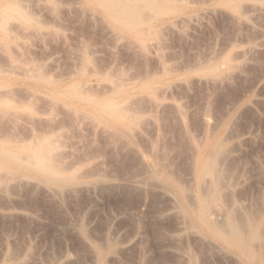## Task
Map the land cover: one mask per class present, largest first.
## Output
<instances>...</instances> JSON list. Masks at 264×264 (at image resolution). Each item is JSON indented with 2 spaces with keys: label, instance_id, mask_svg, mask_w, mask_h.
I'll return each instance as SVG.
<instances>
[{
  "label": "bare ground",
  "instance_id": "1",
  "mask_svg": "<svg viewBox=\"0 0 264 264\" xmlns=\"http://www.w3.org/2000/svg\"><path fill=\"white\" fill-rule=\"evenodd\" d=\"M18 1L21 2L22 0L21 1L18 0ZM190 1L191 0H189V2ZM86 2H88L92 8L101 11L104 19L106 21H108V23L112 26V29L115 32L114 35H115V38L117 39L116 41H119L118 38L119 39L125 38L126 40H129V42L131 41L132 42L131 44H133L134 46L133 45L131 46V44H129V45L131 47H136L137 52L139 50L140 51L139 53H141L142 55L144 53L145 56L141 55L142 57H147L148 55H146V54H148L150 52H154L153 54L156 55V58H155V56H154V58L158 59V66H159V63L161 65V70L158 69L159 70L158 72H160V71L162 72V70L164 72L165 70H167L169 68L168 67L169 65L167 66V64H165V62L162 61V59H164L162 57H164V56H162V54H161V49H163L164 47L159 48V47L163 46V45L160 46L162 44L161 42H160L161 44L159 43V41L161 40L160 38H163V39L165 38L163 36L164 34H162V32H163L162 30H165V28H167V31H168V29L169 30L174 29L173 32H175V29H178V27L180 26V23H181V27H182V26H184L182 23L191 22L194 20V18H192L194 16L189 14V12H186L185 7L182 4L181 0H86ZM189 2H187V3H189ZM218 3L230 12V13L227 12L228 13L227 16L231 15L233 17V18H231V16H230V20L236 19L240 23L244 22V25H245V23H246V25H248V23L250 22L249 19H251V16H249V13L257 12V11L261 12V10L262 11L264 10V0H218ZM17 4L20 5V3L17 2V0H0V42L3 44L2 45L4 47L3 50H5V52L7 51L8 53H11L12 52V51L10 52L11 49L12 50H13V48L16 49V47L18 45H20L17 42V39H18V37L16 35L17 33L13 34L11 31L12 29L10 27H8L9 26L8 23L10 22L9 18L12 17L13 13L15 11H17V9H18L16 7ZM20 7L22 8V6H20ZM88 10L91 11V9H88ZM30 13L31 12L28 13L27 11H26V13H22V11L20 13V17L23 19V21H25V25L29 29L31 28L32 30L31 29L30 30L33 33H34V31H35V33L36 32H38V33L44 32L43 30H41V27L39 25L40 23L38 24L37 22H35L34 19L36 17L35 18L33 17L35 15L32 14L33 15L32 16ZM98 16H99V14H98ZM104 19H102V20H104ZM252 19H253V17H252ZM36 21H37V19H36ZM252 21H254V19ZM250 23L252 24L253 22H250ZM21 25L25 26V25L20 23V27H21ZM105 25H106V22H105ZM184 27H182V29L179 27V30L183 31ZM24 30H26V29H24ZM49 32H51V31H49ZM38 35H40V34H38ZM158 38H159V40H158ZM121 39H120V41L123 42V39L122 40ZM125 39H124V41H126ZM162 42H163V40H162ZM12 43H14V45ZM126 43H128V41ZM16 44H17V46H15ZM12 46H13V48H12ZM83 48H85V47H83ZM157 49H159V51ZM246 49H248L247 51L251 52V53H254L253 51L257 50L256 45L248 46V48L246 47ZM26 50H27V47H26ZM85 50H87V48H85ZM234 50H232L231 53L226 54L223 58V63H225L228 67V68H226V71H227V69H229L233 72L236 68L239 69L240 66L238 67L239 63L236 60L235 56L238 57V55L240 56V55H243L244 53H246V50H242V49L241 50L240 49H234ZM83 52H82V55L78 54L79 57L81 58V56H82V58L79 59V61L81 60V63L78 62V67L75 70L76 79L67 85H60L61 84V83H59L60 80L58 81V80H55L54 77L52 78V77L47 76V74L44 73L45 71L43 70L44 67H42V65H41L42 63L36 62L34 60L31 61V59H30V61H26L27 60L26 57H25L26 60L25 59L22 60L20 58L17 59L16 57H18L17 55H19V54H17L15 56V58H16L15 59L13 57V54L11 53L12 55L11 54L9 55L10 65L9 64L8 65L12 67L11 70H13V71L15 69H18L17 71H19V69L23 70V73H25L24 75L25 76L27 75L31 79H33L34 84L44 83V85L48 87V89L50 90V93H51V98H49L50 100L47 102L51 103V105H50L51 107H53L55 104H57L58 107H61V108L63 107V109L65 110L64 112H66V113H64V115L68 113L67 116L65 115L66 117H68V119L67 118H65V119L69 121L67 123V124H69L68 125L69 127L66 126L65 124L63 125V127L65 126L66 128L67 127L71 128V130L75 132L74 135L76 137H79V139L75 138V139L79 140V141L75 140L76 142H78L79 146H80V144L84 145L83 144L84 142L85 143L87 142L89 144L88 147L90 145H92V146L96 145V144H94V142H95L94 139L91 140L93 137L92 135L94 134V136H96V139H99L97 137H100V136H102V138L105 137L104 139L107 141V143L109 145L112 144V147H111L112 149H113V146L115 148H117V150L120 149V152L115 150V152L117 151L116 153H122L123 151H121V150H124V152L130 151L129 152L130 155L133 153L132 155H134V160H136L135 163L137 166V168H135L134 171L135 170H137V171L131 173L130 176L127 177L128 179L125 182L126 187L129 188V191L133 190L132 191L133 193H135V191H137L140 193H145V196L147 195L143 199L142 194L138 195V193H137V195H138L137 199L134 198L136 200H138V197L143 199L142 201L140 200V202L137 201V202H139L137 204H140L142 206V209H145L148 206L150 207V205H152V204L154 205V207H153L154 212L153 213H154L155 220L153 218L152 222L151 221L150 222H151V224L153 223V220L158 222V225L154 222L158 226V228H157L156 225L154 224L155 229L157 228L158 230H155V232L152 234H150L151 232L150 233L148 232V235H150L152 238H154L156 243L157 242L160 243V247L164 252H169L170 254H173L175 256V258L172 255L171 256L173 258H171V256H170V258H171L170 260L176 259V261H174L175 264H264V202L259 197L261 199L260 201H262L263 203L261 204L259 202L260 205H258L259 204L258 203L257 204L258 206H256L255 201L257 200V196L253 195L256 197V198H254L256 200L251 201V202L254 201L253 204L255 205L254 206L252 204L253 207H251L250 203L247 205L246 202H244L243 200L240 199L243 196L240 195L239 193L244 194V191L243 192H241V191L243 189H245L246 187L244 186L245 188L242 189L239 186H240V183H242L245 180V178H244V180H240V181H242V182H240V181H236L237 180L236 178H238V177H235L236 180L233 181L232 180V179H234L233 178V176H234L233 172L229 173V170L231 171V169H229V168L233 167V165L236 166V164H239L237 162L235 164L232 161H229L230 157H232V159H233L234 158L233 156L236 155L235 154L232 156L231 151H230L231 149L234 150L233 148L235 147L234 146L235 141H234V143L232 142L233 145L232 144L229 145V146L232 145L234 147H226V144H225V139L228 137H231L233 135L231 133L232 130L230 131L231 128H229V130H228L229 133L227 132V135L230 133L232 135L231 136L228 135V137H226L227 136L226 135L225 136L226 138L221 137L215 133L211 134L210 132L211 131L214 132V128L209 132H205V130L208 131V129L210 128V124H212L213 121L212 122L210 121L211 123H209V121L207 119H205L206 117L202 116L204 119L203 120L204 123L203 122L202 123L205 125V127H204L205 130L202 131L204 128L200 129L201 128L200 126H202L200 124H199L200 128L198 127V124H197V126H195L196 125L195 123H194L195 125L194 124L193 125L196 128L198 127V129H200L202 132H205L203 134L204 136L199 135L200 130L198 131L197 129H195L196 131L193 130L195 132L193 135L196 136V133L199 132L197 136H199L201 138L200 140H199V137L195 138V136H193L192 133H190V135H188L189 134L188 132H191L190 129L192 128V126H189L190 127V129H189V127L186 123L189 121L185 122V120L189 119L188 116L186 115L187 112H186V114H185V112H183L185 110L181 109V107H180L181 104L175 105L178 103V102L176 103L175 100H174L175 103L174 102L170 103L171 105H173V104L175 105V106H172L173 108H175V110H173L172 107L169 106L170 104L166 103V98L168 97V95H166V91L170 90V89L172 90V88H169L170 87L169 85L172 83H170L167 86V89H165L166 86H164L165 87L164 88L161 85L162 84L161 80H158L157 77L153 73L150 74L151 76L147 75V76L142 77V76H134V75L131 76L130 75L129 77H127L128 75H125V73H124V72H127V70H125V69L123 70V72L117 71V70H115V71L111 70L112 72L109 70H108L109 72H105V70H104L103 72H101L100 71L101 69L98 70L95 68L96 66L93 67L92 64H90L91 62L92 63L95 62V60H94V62L91 61L93 59V56H91L92 58L90 56H88V54L90 52L89 53L86 52L84 54H83ZM135 52H136V50H135ZM139 53H137V54H139ZM92 54H93V52H92ZM21 55H23L21 57L24 58V54H21ZM245 55H243V56H245ZM243 56H241L240 58L238 57V58L241 59ZM29 58H30V56H29ZM243 59H245V57H243ZM202 61H203V59H202ZM204 61L203 62L200 61L198 63V65L195 67L196 72H198L199 74H202L205 76H209V75L213 74L214 76L218 77V79L222 78V80H223V76L225 77L228 74L229 70L226 73H223V72L221 73L218 70L219 68L216 67V64L214 65V64H211L212 62L210 63V62H207V61L204 62ZM239 62H240V65H242L241 64L242 61H239ZM164 64L168 68H166ZM158 68H160V66ZM241 68H242V66H241ZM3 69L1 71H3ZM7 70H8V68H7ZM7 73H9V72H7ZM20 73H22V72H20ZM23 73H22V75H23ZM142 73H143V70H142ZM229 73H230V71H229ZM137 74H138V72H137ZM147 74H149V73H147ZM165 78H167V77H165ZM206 79L208 80L209 77ZM6 80H8V79H4V77L1 78V76H0V130L3 129V130H1V132L3 131V133H4V134H2V136L0 135V195H2V196L4 195L6 197L7 195L12 194L10 192L12 185H15V186L18 185L19 186V184L22 185L25 183H28V184L31 183L33 185H31V184H29V185H31L33 187L35 185L38 187H42L43 189L41 188V190H44L43 191L44 193L46 192L48 194V196H51V198L58 199V198H62V197L64 198V195L70 196L69 192H71L73 194V192L76 193V190L77 191L78 190H82V191L86 190L87 191V189H88V190H94L95 191L97 189V190H99L98 192L101 193L100 191H102V190H100V187L103 188L106 186H108V189L105 188L106 190H109V188H112V190H113V188H115V186L120 183L119 180L114 181V180L110 179L109 176L106 177L102 174L101 175H98V174L97 175H94V174L89 175V173H87V172L84 173L83 170L86 171V169H84L85 167L83 168L82 171H80L81 173L78 172L77 166L74 165L75 162L74 163L69 162V160H70L69 157H70V155H72L71 154L72 149L68 150L66 148L65 143H67V142L65 140H67L69 137L65 136V131H64V130H66L65 127L63 128L62 125L61 126L58 125L61 123L60 122V123H57V125L59 127H57V125L54 124L57 127V128H54L55 126H52L51 124H53V119L55 117L52 119L50 117L52 115H50V116L48 115V117H49V119H48L46 114L43 113V114H45V116L47 117L48 120L44 119L45 116L44 117L42 116V114H41L42 112L40 113L37 109H35V106H33V103H29L26 101H25L26 104H28V103H29L28 105L32 104L31 105L32 109L34 108L36 111L34 109H33L34 111L31 110L32 112H29L28 114H26L25 115L26 118H25V116L22 114V111H23L22 110V103L24 104L25 102L18 101V98L16 99L14 97L15 91L13 92L14 93L13 94L12 90H14V89H12V87L10 88V86L7 84ZM191 80H192V77H191ZM191 80L189 79V80H187V82L188 81L190 82ZM200 80H203V79L200 78ZM215 80L217 82V79H215ZM224 80H226V79H224ZM210 81H214V77L211 78ZM163 82H165V81H163ZM182 82H186V80L182 81ZM182 82L181 83L177 82V83H179V85L182 86V84H184ZM218 82H219V80H218ZM177 83H175L176 86H177ZM192 83H194V81ZM171 86H173V85H171ZM184 86H186V85H184ZM48 89H46V90H48ZM33 92H34L33 95H35L37 91H32V93ZM163 92H165L164 93L165 97H164ZM37 95L41 96V94H38V93H37ZM17 96H19V95H17ZM42 98L44 99V97H42ZM22 100H23V98H22ZM52 104H54V105H52ZM31 106H24V107L25 108L29 107L31 109ZM166 106L168 107L167 110L165 108ZM55 107H57V106H55ZM169 107L174 112L173 114L170 113L172 111H169V113H168V110L170 109ZM52 109L54 110V108H52ZM164 110H166L167 113L163 114V118H162L161 113H163ZM166 114H170V115H166ZM172 115L179 117L178 120H177V117L175 118L176 121H178V124H179V121L181 122L180 124L182 126L179 124L180 128H182V129L184 128V132L188 133V134H186V136L187 137L189 136L187 139V142H189L190 144H187V143H185V141H183L185 145L187 144L186 146L190 147L189 152H188L189 155L188 156L184 155L187 158V161L185 158L182 157L183 160L185 159V161H186V163L183 162V164H181V161L178 163L176 161V159H177L176 157H175V159H174V157H172L176 154V152H174L175 154H173V152L170 153V150H172V148H173L174 151H176L175 148L172 147L170 150H168V148H170V147H168L164 144L161 145L162 141H160L159 137H158L159 139H157V140L160 141V144H159V141H156V139L153 141L151 138H150V140H147L146 138H144V140H146V142L145 141L144 142L147 144V145L146 144L145 145L148 146V144H149L148 149H147V147H144L147 150L143 149L141 146V145L144 146V143L141 142L140 139L143 140V137H145L146 133H147V135L148 134L152 135L153 130H156L154 132L158 131L160 133L161 132L160 129L161 128L163 129L165 126H167V128L170 127L169 130L172 129L171 128L172 125L171 126L169 125V127H168L170 120H172V119H170V118H172ZM184 115H186L187 117L186 116L184 117ZM206 115H208V114H206ZM23 116L25 119L21 120L20 122L24 121V124L25 123L28 124V126L25 124L27 126V130H28L29 125L31 127L29 129L33 130L34 125L37 122L38 123L42 122V125L45 124L46 127H44V126L43 127L46 129L42 128L44 130L43 132L41 131L42 133H38L36 130L35 131V132H37L36 134L34 132V134L32 133L29 135L30 138H28L29 137L28 136L25 139H23V137L21 138L19 136V134H17L18 135L17 136L15 133V135L17 137H20L21 139L17 138L16 136H14V130L13 129H15L16 126L20 125L18 123V121L21 119V117L23 118ZM165 119L166 120L170 119V120H167L169 122H166L168 124L165 123L166 125L164 126V125H162L163 124L162 122H164ZM39 120H42V121L39 122ZM194 121H195V119H194ZM30 122H31V124L36 122L33 125V128H32V125L30 124ZM192 122H193V120H192ZM192 122H191V124H192ZM197 122H201V121L199 120V121H196V123ZM218 122H217V126H219L221 124V123L218 124ZM54 123H55V120H54ZM84 123L88 124V125L86 124L89 127V128L87 127L88 129L85 128L86 126H83ZM9 124H10V126H9ZM24 124H22V126ZM160 124L162 125V127L160 126ZM170 124H171V122H170ZM13 125H15V128L12 127ZM25 125H24V127H26ZM173 125H175V124H173ZM184 125H186L188 128L183 127ZM214 125H215V123H214ZM8 126H9V129L12 130L13 135H11V131H9L10 134L8 133V131H7ZM217 126H215V129L218 128ZM11 127H12V129H11ZM175 127H176V130H177V128H179L177 126H175ZM81 128L82 129L85 128L84 130H86V131L88 130V133H89V131H91L93 134H91V135L86 134L87 136H85V134L81 131ZM17 129H18V127H17ZM17 129L15 130V132H18ZM35 129H38V126ZM78 129H80V133H79ZM188 129H189V131H188ZM150 130H152V131L150 133H148ZM166 130H168V129H166ZM169 130H168V132H170ZM4 131L7 132V135ZM173 131H174V128H173ZM173 131H172V133H173ZM63 132H64V134H63ZM66 132H67V130H66ZM70 132H69V134H70ZM175 132H177V131H174V133ZM184 132H181L179 129V135L182 136V134ZM202 132H201V134H202ZM82 134H84V135H82ZM71 135H72V137L74 136L73 134H71ZM175 135H177V134H175ZM224 135H225V133H224ZM88 136L89 137L92 136V137L88 139V138H86ZM63 137H66L67 139L66 138L64 139ZM148 137H149V135H148ZM185 137L183 139H182V137H179V138L184 140V139H186ZM232 137H234V135ZM155 138H157V136ZM179 138H178V140H179ZM62 139H64L63 141H65V143H63ZM84 139H86V141ZM89 140L91 143L89 142ZM100 140L102 141V142H100V144L103 143V140L101 138H100ZM100 140H97V141L99 142ZM151 140H152V142L149 143ZM182 140H180L181 142H179L178 144L182 143ZM147 141H148V143H147ZM163 142H164V140H163ZM242 142H241V144H242ZM164 143H166V141ZM228 143H229V141H228ZM68 144H70V143H68ZM85 145H87V144H85ZM237 145H239V144H237ZM71 148H72V146H71ZM183 148L185 151L188 147L185 149V147L183 146ZM229 148H231V149L229 150ZM181 150H182V147L179 150V152ZM236 150L241 151L242 149L240 150L238 148ZM236 150H234V152ZM184 151L182 150L181 152L184 153ZM187 151H188V149H187ZM81 152H82V150H81ZM113 152H114V150H113ZM127 153H125V154H127ZM232 153H233V151H232ZM170 154H173V155H170ZM239 155H241V154H239ZM239 155L237 158L238 161H239ZM175 156H177V154ZM179 157H181V156L179 155ZM235 157H237V156H235ZM241 157H242V155H241ZM132 158L133 157H131L129 159L130 162L133 161ZM232 159H230V160H232ZM237 159L235 158V160H237ZM241 159L243 160V158H241ZM86 160H87V158H86ZM242 160H241V162H242ZM228 161L230 162V165L232 162L233 165H231V167L227 166L229 164ZM71 162H73V161H71ZM83 162H85V160L82 161V163ZM79 163H81V162H79ZM75 164H78V163H75ZM240 165H243V164L241 163ZM127 166L129 168L130 165L127 164ZM134 166H135V164H134ZM239 166H238V168H239ZM125 168H127V167H125ZM233 168L235 169V167H233ZM80 169H82V168H80ZM89 169H93L92 166H90L88 168V172H89ZM132 169L130 171H132ZM260 170H261V168H260ZM263 170H264V168H263ZM237 171H238V169H237ZM237 171L235 170L234 173L236 174ZM82 172L84 174L87 173L88 175L87 174L84 175V174H82ZM231 174H232V176H231ZM238 174H240V173L238 172ZM263 175H264V173H263ZM231 177H232V179H231ZM262 182H264V181H262ZM122 183H124V181ZM124 184L123 185L121 184V185L124 187L125 186ZM250 184H251V182H250ZM255 184H257V183H255ZM251 185H253V184H251ZM111 186H114V187H111ZM248 186H250V185H248ZM254 186H256V185H254ZM262 186H260V188L261 187L263 188V193H264V184H262ZM13 188H15V187H13ZM116 188H118V186ZM130 188H131V190H130ZM237 189L240 190V191L238 190V192H239L238 195L240 196L239 198L237 195ZM247 189H245V190H247ZM114 192H116V191H114ZM122 192L123 191H121V193ZM246 192H245V194H246ZM66 193H69V194L66 195ZM78 193L80 194V191ZM109 193H111V191ZM127 193H129V192H127ZM129 194H132V193H129ZM135 194H133V195H135ZM248 195H250V193ZM248 195L246 197H248ZM259 195H261V192L258 194V196ZM143 197H144V194H143ZM244 197H245V195H244ZM246 197L244 199H248ZM134 199L131 198L130 202H131V200L134 201ZM64 200H66V199L64 198ZM249 200H250V197H249ZM62 201H61V203H62ZM63 204H64V202H63ZM142 209H140V210H142ZM151 212H150V214H151ZM153 213H152V215H153ZM11 214L12 213H10V214L8 213L7 215L9 216ZM2 215H4V214H2ZM7 215H5V216H7ZM150 217H151V215H150ZM85 219H86V217H85ZM142 220H144V219H142ZM149 220H148V223H147V221H142V225H143V222H145L144 225L146 226V223H147V226H149L150 225ZM78 221H79V223H77V225H75V224H73V225H75L76 230L81 234L82 238L85 240L84 242L86 243V245L88 244L92 248V249H90V247H88L89 250L93 251V255H92V252L90 251L91 255L93 256V258L91 259V261L93 260V264H103L106 262V259H108V258L114 259L117 256L114 252L115 242L112 241L113 240L112 236L109 237V239L110 238H112V239L107 240L106 243L102 240L104 242V244L102 242L98 243L101 241V239H99L100 240L99 241L96 238V240L98 241V242H96V240L92 236V238L94 239V241H93V240H91V237H90L92 234L89 233L90 236H88L89 234L87 235V232L89 231L88 229H90V227L86 230V228L84 226L87 222L84 224L83 222L85 220L80 222V219H79ZM140 221H141V219H140ZM138 223H140V222H138ZM135 225L136 224H134V227H135ZM145 226H144V228L143 227H140V228L141 229L143 228L144 230L148 229L147 227L145 228ZM136 227H135V229H136ZM152 228L153 227H151V225H150L149 229H152ZM143 229H142V231H143ZM153 230H154V228H153ZM153 230H152V232H153ZM90 231H91V229H90ZM142 231L140 233H142ZM142 236H141V239H143ZM137 237L139 239L140 236H137ZM151 237H149V238L151 239ZM82 238H80V239L82 240ZM103 238H105V237H103ZM114 239H115V237H114ZM117 240L118 239H116V242H118ZM154 240H153V242H150V243H152V245L154 243V246L151 245L152 248L158 247V244H157V246H155ZM142 241L144 242L145 238ZM120 242H118V243H120ZM141 244H143V243H141ZM10 249L11 248H9L7 250L10 252L8 254L4 255V257H3V262L5 264H11V261L14 259V258L12 259V257H11V255L13 253L11 252L12 250H10ZM155 249H157V248H155ZM143 250H145V249H143ZM151 250H153V249H151ZM14 251H15V249H14ZM153 252H154V250H153ZM117 253H118V251H117ZM158 254H159V252H158ZM64 255L62 257H64ZM160 255H162V253ZM167 255H165L166 257L162 256L163 260H164V257L166 259H169V258H167L168 257ZM92 256H90V257H92ZM118 257H120V256L118 255ZM158 257H159V255L157 257H155V259H157ZM53 258H54V256H52L51 259H53ZM51 259H50V261H53L55 258L53 260H51ZM158 260H160V257ZM170 260H168V262ZM55 261L48 262V263L54 264ZM66 261H68V260H66ZM108 261H111V260L108 259ZM114 261H115V259L113 260V262ZM62 262L61 263L64 264L65 260ZM142 263H143V261H142ZM59 264H60V262H59ZM91 264H92V262H91ZM105 264H108V263H105Z\"/></svg>",
  "mask_w": 264,
  "mask_h": 264
},
{
  "label": "rangeland",
  "instance_id": "2",
  "mask_svg": "<svg viewBox=\"0 0 264 264\" xmlns=\"http://www.w3.org/2000/svg\"><path fill=\"white\" fill-rule=\"evenodd\" d=\"M17 2L20 3V5L18 4H17L18 6L16 5L18 9L17 11L13 13V16L9 18L10 22L8 23L9 25L8 27L12 29L11 30L12 33L13 34L17 33L16 34L18 37L17 42L20 44L18 46H17L18 43L15 45L18 47V48L16 47V49L13 48V46H12L13 50L10 48L11 49L10 52L11 51L13 52L15 50L13 53L11 52L14 58L17 54H19L17 55L18 57H16L17 59L20 58L23 60L26 57L27 59V60L25 59L26 61H30L31 59V61L34 60L36 62L42 63L41 65L42 67H44V69L42 67L41 68L45 71L44 73L47 74V76L49 77H52V78L54 77L55 80H58V81L60 80L59 81V83H61L60 85H67L76 79L75 70L78 67V62L81 63V60L79 61V59L82 58V56L80 58L78 54L82 55L83 51H84L83 54L86 52L91 53V54L90 53L89 54L87 53V54L90 57L93 56V59L91 61L94 62L95 60V62L94 63L91 62L90 64H92L93 67L96 66L95 68L98 70L101 69L100 70L101 72H103L104 70L105 72H109L111 70L113 71L117 70V71L123 72V70L125 69L127 70V72H124V73L125 75H128L127 77H129L130 75L144 77V76H147L153 73L157 77L158 80H161V83H162L161 85L163 87L166 86V88L164 87L165 89H167V86L170 83H172L169 85L170 86L169 88H172V90L170 89L166 91V95H168V97L166 96L167 97L166 103L170 104L171 102L175 103L176 101V103L177 102L178 103L175 105L181 104L180 106L181 109L185 110L183 112H185V114L187 112L186 115L188 116L189 119L187 120L184 119V120L185 122L189 121V122H186L188 127L192 126L191 129L189 127L191 132H188L189 134L187 132L185 133L184 128L183 129L180 128L181 122L179 121V124H180L179 125L178 121H176L175 119L178 115L177 114H176L177 116L172 115V118L170 119H172L173 121L170 119H167V120H170L171 124L166 119H165L166 121L164 120V122H162L163 123L162 125L164 126L168 124L166 122H169L168 127L169 125L170 126L172 125L171 126L172 129L169 130L170 127L167 128V126H165L163 128L164 130L162 128L160 129L161 131L160 133L157 131L159 134L157 132H154L156 130H153V129H152L153 131L150 130L148 133L152 131V135L148 134L149 135L148 137L146 133L145 137H143V140L140 139L141 142L144 143V146L141 145L142 148L146 149L144 147H147L148 149V146H149V144L148 146H146L147 144L145 143L146 140H144V138H146L147 140H150L151 138L153 141L155 139L156 141H159L157 139L160 138V141L162 142L163 140L164 142L166 141V143L161 142V145L164 144L170 147L168 148V150H170L172 147L175 148L176 151H174V149L172 148V150H170V153L173 152V154H175L174 152H176L178 157L175 156L176 154L172 157H174V159L176 157L177 158L176 161L178 163L181 161V164H183V162L186 163L187 161V158L185 156L189 155L188 152L190 148L189 146H186L187 144H190L189 142H187V139L189 136L187 137L186 134L190 135V133H192L193 135L195 133L194 131H196L195 129L199 131L200 129L204 128L205 125L203 124L204 123L203 117H206L205 119H207L209 123L213 121L212 123L213 125L210 124V128L208 129V131H206L205 128L202 131L205 130V132H209L214 128V132L211 131L210 132L211 134L215 133L221 137H225L227 135V132L229 133L228 131L229 128H231L230 131L232 130L231 133L234 135V137H232L233 135L231 133L228 134L229 136L232 135L231 137H228V135L226 136L228 138L225 137L226 147L235 146L233 148L234 150L238 148L242 150L241 151L236 150L234 152V150L229 148V150L231 149L230 151H231L232 156L235 154H236L235 156H237V157L233 156L234 160L232 159V157H230V159L232 160L229 159V161H232L235 164L236 162L239 163V164H236V166H234L231 162V165L235 167L234 169L233 167H231L230 162L228 161L229 164L227 166L231 167L229 168L231 169V171L229 170V173L233 172L234 179H232L231 177L233 181H235L236 179H237L236 181H240V180H244L245 178L243 182L240 181L242 183H240L239 187H241L242 189L245 187H246L245 189L247 188L249 189V190L248 189L242 190L240 188L242 190L241 192L244 191V194L239 193L238 192L239 189H237V195L239 193L243 197L244 195L246 197L250 193V195L246 197L248 199H244L245 197L244 198L242 197L240 199L246 202L247 205L250 203L251 207H253L252 204L254 203V201L253 202L251 201L256 200L254 199L256 198L255 196H257V200H258V201L257 200L255 201L256 206L264 202V193H263V188H262L263 187L262 184H264V182H262L264 181V175H263L264 173L263 172L264 171L263 170L264 168V10L263 11L261 10V12L257 11V12L249 13V16H251V19H249V21L253 22L252 23L253 25L250 22L249 23L251 25L249 23L248 25H246V23L244 25V22L240 23L236 19H232L233 21L230 20L231 15L227 16L228 15L227 12L229 11L219 4L218 0H193V1L191 0L190 2L189 0L187 1L181 0L182 4L185 7L186 12H189V14L194 16L192 17L194 18V20L191 22L182 23L185 26V27L182 26L184 27L183 31L179 30V27L182 29L181 23L178 29H175V32H173L174 29L173 30L168 29L167 31V28H165L166 31L162 30L163 31L162 34H164L163 36L165 37L164 38L165 40L163 38H160L161 36L159 37L161 39L159 43L160 42L162 43V44L160 43L161 44L160 46L163 45L162 47H159V48L164 47L163 49H161V54L162 56H164L162 57L164 58L162 59V61L165 62L167 66L169 65L168 66L169 68H168L164 64L165 67L168 68L167 69L168 71L165 70L166 72L165 71L163 72L162 70L163 72L162 73L161 71L158 72L159 70H161V65L159 63L160 68H158L159 67L158 59H155L156 55L153 54L154 52H150L146 54L148 55L147 57H142V56H145L144 53L142 55L141 53H139L140 52L139 50L137 52L136 47H131L133 45L131 44L132 43L131 41L129 42V40H126L125 38L124 39L126 41H124L123 38H122L123 42L120 41L121 38L120 39L118 38L119 41H116L117 39L115 38V35H114L115 32L112 29V26L108 23V21L104 19L101 11L92 8L90 4L86 2V0H22L21 1L22 3L17 0ZM20 6H22V8ZM87 8L91 9V11L88 10ZM21 11L22 13H26V11L28 13L31 12L30 13L31 15L32 14L35 15V16L32 15L34 18L36 17L34 19L35 22H37L38 24L40 23L39 25L41 27V30H43L44 32H39V33L36 32L37 33L36 34L35 31L33 30L34 31L33 33L31 31L32 29L30 28L31 29L30 30L25 25V21H23V19L20 17ZM252 17L254 21H252L253 20ZM231 18L233 17L231 16ZM105 22H106V25H105ZM20 23L25 26L21 25L20 27ZM127 41L128 43H126ZM12 44L14 45V43ZM129 44H131V46ZM2 45L3 44L0 42V76L1 78L4 77V79H8L6 80V82L10 86V88L12 87V89H14L12 90V93L15 91L14 97L16 99L18 98V101H22V102L26 101L29 103H33V106H35V109H37L40 113L42 112L41 114L43 117L45 116V114L47 117L48 115L49 116L52 115L50 116L52 119L55 117L53 119V124H51L52 126H55L54 128L59 127L58 125L60 126L62 125L63 127L64 124L68 126L69 124L67 123L69 121L65 119V118L68 119V117H66L68 113L65 114L66 116L64 115V113L66 112H64L65 110L63 109V107L62 108L58 107L57 104L55 105L52 104L54 106L51 107L50 106L51 103L47 102L50 100L49 98H51V93L48 87L45 86L44 83L34 84L33 79H31L27 75L25 76L24 75L25 73H23V70H20V69L19 71H17L18 69H15L14 71L11 70L12 67L9 66L10 65L9 55L11 53H8L6 51L8 53L7 54L5 50H3L4 47ZM251 45H256L257 50H254L253 51L254 53L248 52L247 51L248 49H246V47L248 48V46H251ZM26 47H27V50H26ZM83 47L87 48L88 51L85 50V48ZM81 49L82 50L84 49V50L82 51ZM234 49L246 50V53L243 54V55L246 54L245 56L238 55L239 58L243 56L245 57V59H243V57L239 59L237 56H235L236 60L239 63L238 67L239 66L240 67L239 69L236 68L233 72L227 69V71L229 70L230 73L231 72L232 73L230 74L228 71V74L227 75L225 74L226 75L225 77L223 76V80L222 78L218 79V77L214 76L213 74L209 76H205V75H202L196 72L195 67L198 65L200 61L203 62L205 60L204 62L207 61L210 63L212 62L211 64H214V65L216 64V67L219 68L218 70L221 73L222 72L226 73L227 72L226 68L228 67L225 63H223V58L226 54L231 53L232 50ZM90 50L93 52V54ZM157 50L159 51V49ZM21 54H24V58L21 57L23 56ZM239 61H242L241 62L242 65H240ZM1 68L2 69L4 68L3 71H1L2 70ZM7 68L9 71L7 70ZM142 70L144 74L142 73ZM136 71L138 72V74ZM20 72H22L23 75ZM165 77H167L168 79ZM191 77H192V80H191ZM208 77L209 79L207 80L206 78ZM213 77H214V81H210L211 78ZM200 78L203 80H200ZM189 79L192 82L194 81V83H192L191 81H190L191 83L189 81L187 82V80ZM215 79H217V82ZM185 80L188 84L186 82H182ZM177 82L179 83L182 82L184 84H182L181 86ZM175 83H177V86ZM32 91H37V92L35 95H33L34 92L32 93ZM37 93L41 94V96L44 97L45 100L40 95H37ZM164 93L165 92H163V94ZM16 94L19 96H17ZM164 97H165V94H164ZM26 102L24 104L22 103V110H23L22 114L24 116L28 114L29 112H32L31 110L34 109V108L32 109V106H31L32 104L28 105L29 103L26 104ZM23 105L31 106V109L29 107H28L29 109L27 107L25 108ZM175 105L170 104L169 106L172 107ZM55 106H57L58 108ZM167 106L165 107L166 110L168 109ZM52 108H54V110ZM172 109L175 110V108L173 107ZM172 109L170 108L168 110V113L169 111H172ZM166 110H164V112L162 111L163 112L161 113L162 118H163V114L167 113ZM170 113L173 114L174 112L172 111ZM166 115H170V114H166ZM186 115H184V117ZM24 116L23 118L21 117V119L18 121L20 125L16 126V128H15V125L12 126L15 128L13 129L14 136L19 134L21 138L23 137V139H25L30 134L32 133L34 134L36 130L38 133H42L44 131L42 128L46 126L44 123H43L44 125H42V122H41L42 120H39V122L41 123L35 122L37 125L35 123L31 124L30 122V124L32 125V128L34 124L36 125V126L34 125L33 130L29 129L31 128L29 125L28 130L30 132L32 131L30 133L27 130L28 124L25 123L27 125L26 126L24 124V121L20 122L21 120H24L26 118V116L25 118ZM46 116L44 117V119L48 120L49 117L47 119ZM178 119L179 117H177V120ZM54 120H55V123H54ZM199 120L201 122L196 123V121H199ZM217 122L218 124L219 123L221 124L217 126ZM21 123L24 124L26 127H24V125L22 126ZM57 123H60V124L57 125ZM54 124H56L57 127ZM86 124L85 123L83 124V126H86L85 128L88 127L87 126L88 124L87 125ZM193 124L195 126H197L198 124V127H199V124L202 126L204 125V126L203 127L200 126L201 128L199 127L200 129H198V127L196 128ZM162 125L160 124L161 127ZM9 126L7 128V131L9 134H10L9 131H11V135H13V132L12 130L9 129ZM37 126H38V129H35L37 128ZM175 126L179 128H177L176 130ZM215 126H217L218 128L215 129ZM68 127L67 128L65 127L67 132L64 129L63 130L65 131V136L69 137L70 139L63 137L64 139L65 138L67 139L65 140L67 143L63 141L64 139H62V141L63 143L66 144V148L68 150L72 149V152H71L72 155H70L69 157L70 159L69 162L78 163V164L74 163V165L77 166L78 172L82 171L83 168L85 167L84 169H86V171L83 170L84 173L87 172L89 173V175H93V174L101 175L102 174L106 177L109 176V178L114 181L119 180L120 182L119 184L123 185L128 179L127 177H129L131 173L137 171V170L134 171V169L137 168V166L135 163L136 160H134V155H132L133 154L132 152H131L132 153L131 155L129 153L130 151H126V150H125L126 152H124V150H121L123 151L122 153H116L117 151L120 152V149L117 150V148H115L114 146L112 149L111 148L112 144L109 145L107 141L104 139L105 137L102 138V136H100V137H97L99 139H96V136H94V134L91 131H89L88 133V130L87 131L84 130L85 128L82 129L83 127L81 128V131L85 134V136H87L86 134H90V135L93 134L92 135L93 137L88 136L86 138L89 139L92 137L91 140L94 139L95 141L94 144L96 145H93V146L90 145L88 147L89 144L87 142L86 143L84 142L83 143L84 145L80 144L79 146L78 142H76V141H79L78 140L79 137H76L74 135L75 132L72 131L71 128H68ZM183 127L188 128L186 125H184ZM173 128H174V131H177V132L174 133ZM16 129L18 132H15ZM166 129H168L170 132H168V130ZM179 129L181 132H184L185 134L181 133L182 136L179 135ZM1 130H0V135L2 136V134L4 133L3 131L1 132ZM78 130L80 133V129ZM202 131L200 130L199 131L200 133L199 132L198 133L199 135L204 136L203 134L205 132H202ZM4 132L7 135V132L6 131ZM37 132H35V134ZM198 133H196V136L195 135L193 136H195V138H198L199 137L197 136ZM71 134H73L75 137L73 136L74 137L73 138ZM175 134H177L178 136ZM154 136L155 137L157 136V138H155ZM20 137H17V138H20ZM179 137H182V139L185 137L186 139L182 140ZM28 138H30V136ZM75 138H78V139H75ZM100 138L102 140L103 139L105 140V141L103 140V143L101 144L100 142L102 141L100 140ZM200 139L201 138L199 137V140ZM84 140L86 141V139ZM97 140H100V141L98 142ZM152 140L149 143H151ZM180 140H182V143H180L181 145L178 144L179 142H181ZM160 141H159V144H160ZM183 141H185V143L187 144L185 145ZM240 141L242 142V144ZM232 142L235 144L234 146H232L233 145ZM236 143L239 145H237ZM230 144L232 145L229 146ZM179 145L182 147L183 151H184L183 146L185 147V149L188 147L187 148L188 151L186 149L184 153L181 152L182 150L179 152V150L181 149ZM115 150L117 151L115 152ZM173 154H170V155H173ZM178 154L181 157H179ZM239 154H241L242 157ZM238 155H239V161L237 159ZM130 156L133 157L132 158L133 161L131 160L132 162L129 161V159L131 158ZM182 157L185 158L186 161L185 159L183 160ZM240 157L243 158V160ZM235 158L237 160H235ZM84 160L85 162L82 163V161ZM241 163L243 165H240ZM127 164L130 165L129 168ZM90 166H92L93 169H89V172H88V168ZM130 168L131 169L133 168L132 171H130L131 170ZM235 170L237 171L236 174L234 173ZM238 172L240 174H238ZM84 173L82 172V174ZM235 177H238V178L235 179ZM121 181L122 182L124 181V183H122ZM250 182L253 185H251ZM29 184L28 183L22 184L24 187L20 184L19 186L12 185L10 189V192L12 194L7 195L6 197L4 195H3L4 197L0 195V251H1L0 252V257H1L0 264H5L3 262V257L4 255L10 252V251H7L9 248H11L10 250H12L11 252L13 253L11 255L12 259L16 258L15 260L13 259L11 261V264H22V263L23 264H41V263L47 264L48 262H53L55 260L56 261L54 264H59V262L60 264H62L63 263L62 261L64 260H65L64 264H91V262L93 264V260L91 261V259L93 258L92 256L93 251L89 250L88 247L90 246L88 244L86 245V243L84 242L85 240L82 238L81 234L75 228V225L79 223L78 221L79 219H80V222L85 220L83 222L84 224L87 222L86 223L87 225L86 224L84 225L86 230L90 227L91 231L90 229H88L90 232L89 231L88 232L86 231V232H87V235L89 233L92 234L91 236L90 234L88 235L91 237V240L94 241V239L96 240V238L97 240L101 239V241L99 240L100 242H98L97 240L96 242L98 243L102 242L104 244V242L106 243L107 240L112 239V238L109 239V237L111 236L113 237L112 241L115 242L114 252L117 256L114 258L115 259L114 262H113L114 259L108 258L111 261H108V259H106L105 263H108V264H124V263L125 264H131V263L132 264H137V263L138 264H143V263L153 264L155 262L154 264H171V263L175 264L174 261H176V259L170 260L171 258H173L172 256L174 255L170 254L169 252H164L160 247V243L158 242L156 243L154 238L148 235V232L149 233L151 232L150 234H152L155 232V230H158L157 229L158 222L154 221L155 218H154V213H153L154 212L153 204L150 205V207L148 206L145 209H142V206L140 204H137L140 202V200L142 201L147 196V195L145 196V193H140L134 190L136 193L135 194L132 192L133 190H131V188H130L131 191H129V188L126 187V183H125L124 187L126 189L122 185L120 186L118 184L115 186V188L117 186L118 188L116 189L113 188V190L112 188H109V190H106L105 188L108 189V186L103 187V188L100 187V190H102L100 191L101 193H99L98 192L99 190L97 189H96L97 191L88 190V189L87 191L86 190H83V191L76 190V193L73 192V194L69 192L70 196L67 195L69 193H66L67 196L64 195V198L66 200H64L63 197L58 198V199L51 198V196H48L46 192L45 193L43 192L44 190H41L42 187H38L36 185L33 187L31 186L33 184L31 185ZM260 186H262L261 187L262 189L260 188ZM111 187H114V186H111ZM79 191H80V194L78 193ZM110 191L111 193H109ZM121 191H123L122 192L123 194L121 193ZM259 191L261 192V195L258 196V194L260 193ZM127 192L132 193V194H129ZM137 193L138 195L142 194L143 199L138 197V200H136L138 196ZM143 194H144V197H143ZM239 197L240 196L238 195V198ZM249 197H250V200H249ZM259 197L262 199L263 202L260 201L261 199ZM131 198L133 199L136 198V199H134V201L131 200L130 202ZM8 213L9 214L12 213V214L8 216L7 215ZM149 214L151 215V217ZM153 218L154 220L152 224L153 225L155 223L157 224V225L155 224L157 227L156 229H155V225L153 226L151 224ZM148 220L149 222L151 221L149 224L151 225V227L154 228V230L153 228L149 229L150 228L149 224H148L149 226H147ZM142 221H147L146 226L144 225L145 222H143V225L145 226V228L147 227L149 230L146 229L147 230L146 231L143 229L144 226L142 225ZM138 222H140L141 224ZM134 224H136L135 227L137 226L136 229L134 227ZM140 227H143L142 228L143 231ZM141 231L142 233H140ZM92 236L94 239L92 238ZM137 236H140L139 239ZM141 236L143 239H141ZM149 237H151V239ZM80 238H82L83 241ZM144 238L146 242L142 241L144 240ZM116 239H118L117 240L118 242L120 241L121 242L120 243L116 242ZM153 240L155 242V246H157L158 244V247L152 248V246H154V243L152 245V243L150 242H153ZM90 249L92 248L90 247ZM115 249L118 251V253ZM143 249H145L147 252ZM151 249H153L154 252ZM90 251L92 252V255ZM161 253L162 255H160ZM63 255L64 257H62ZM118 255L120 257H118ZM158 255L160 257V260H158L159 257L155 259V257H157ZM165 255H167L168 256L167 258L169 259H166ZM52 256H54L55 258V259L53 258L54 260L51 259ZM162 256H165L164 260ZM50 259L53 261H50ZM168 260L170 261L168 262Z\"/></svg>",
  "mask_w": 264,
  "mask_h": 264
}]
</instances>
